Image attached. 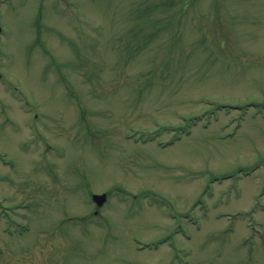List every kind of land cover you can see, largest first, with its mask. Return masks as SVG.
I'll use <instances>...</instances> for the list:
<instances>
[{
    "label": "rangeland",
    "instance_id": "obj_1",
    "mask_svg": "<svg viewBox=\"0 0 264 264\" xmlns=\"http://www.w3.org/2000/svg\"><path fill=\"white\" fill-rule=\"evenodd\" d=\"M0 29V264H264V0H0Z\"/></svg>",
    "mask_w": 264,
    "mask_h": 264
},
{
    "label": "water",
    "instance_id": "obj_2",
    "mask_svg": "<svg viewBox=\"0 0 264 264\" xmlns=\"http://www.w3.org/2000/svg\"><path fill=\"white\" fill-rule=\"evenodd\" d=\"M92 198L98 205H101L105 201V194H93Z\"/></svg>",
    "mask_w": 264,
    "mask_h": 264
},
{
    "label": "trees",
    "instance_id": "obj_3",
    "mask_svg": "<svg viewBox=\"0 0 264 264\" xmlns=\"http://www.w3.org/2000/svg\"><path fill=\"white\" fill-rule=\"evenodd\" d=\"M169 6H170V4H169ZM169 6H168V7H169Z\"/></svg>",
    "mask_w": 264,
    "mask_h": 264
}]
</instances>
